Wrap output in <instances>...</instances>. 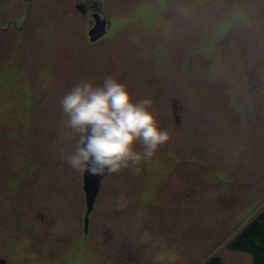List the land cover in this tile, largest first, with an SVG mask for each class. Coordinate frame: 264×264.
<instances>
[{
  "label": "rangeland",
  "instance_id": "obj_1",
  "mask_svg": "<svg viewBox=\"0 0 264 264\" xmlns=\"http://www.w3.org/2000/svg\"><path fill=\"white\" fill-rule=\"evenodd\" d=\"M80 1L0 0V264L250 263L228 243L264 206V0H97V43ZM108 77L170 140L104 178L87 235L60 100Z\"/></svg>",
  "mask_w": 264,
  "mask_h": 264
},
{
  "label": "clouds",
  "instance_id": "obj_2",
  "mask_svg": "<svg viewBox=\"0 0 264 264\" xmlns=\"http://www.w3.org/2000/svg\"><path fill=\"white\" fill-rule=\"evenodd\" d=\"M152 104L150 98L134 100L126 85L111 77L100 85L78 82L60 100L63 127L79 137L65 157L69 166L94 175L130 167L139 171L138 165L170 140L150 111ZM137 144L142 153L136 150Z\"/></svg>",
  "mask_w": 264,
  "mask_h": 264
},
{
  "label": "trees",
  "instance_id": "obj_3",
  "mask_svg": "<svg viewBox=\"0 0 264 264\" xmlns=\"http://www.w3.org/2000/svg\"><path fill=\"white\" fill-rule=\"evenodd\" d=\"M228 247L251 254L252 260L248 264H264V206L239 234L229 241ZM202 264H223V261L220 256L212 255Z\"/></svg>",
  "mask_w": 264,
  "mask_h": 264
},
{
  "label": "water",
  "instance_id": "obj_4",
  "mask_svg": "<svg viewBox=\"0 0 264 264\" xmlns=\"http://www.w3.org/2000/svg\"><path fill=\"white\" fill-rule=\"evenodd\" d=\"M78 7L81 9L82 4H78ZM97 20V24L90 29L89 35L91 41H96L101 38L107 31V20L106 18H101V16H95ZM100 17L101 20L98 19ZM108 174L104 175H94L89 171L85 170L84 172V190L86 194V206L87 212L85 217V230L88 232V226L90 222V214L92 213L97 197L99 195L102 181ZM6 260L0 258V263H4Z\"/></svg>",
  "mask_w": 264,
  "mask_h": 264
},
{
  "label": "flooded vegetation",
  "instance_id": "obj_5",
  "mask_svg": "<svg viewBox=\"0 0 264 264\" xmlns=\"http://www.w3.org/2000/svg\"><path fill=\"white\" fill-rule=\"evenodd\" d=\"M78 4H82L81 9L78 7ZM102 4H103V2L101 3L100 1H97V0L90 2V3L80 1L76 4V6L79 8L81 14L83 16L89 17L88 35L90 32V29L93 28L97 24V20H96L95 16L99 15V16H101V18H106V20H107V31H106V33L96 41H91L90 35H89V43H97V42L101 41L110 32V30L112 29V27L114 25V23L110 19V17L108 15H105L104 11L102 10ZM98 19L101 20L100 17H98ZM97 201H98V197H97L96 202ZM94 210H95V207H94ZM86 233L88 235V232H86Z\"/></svg>",
  "mask_w": 264,
  "mask_h": 264
}]
</instances>
